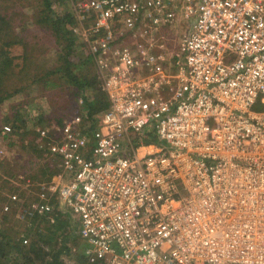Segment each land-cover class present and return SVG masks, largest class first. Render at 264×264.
<instances>
[{"label": "built area", "instance_id": "2783aa9c", "mask_svg": "<svg viewBox=\"0 0 264 264\" xmlns=\"http://www.w3.org/2000/svg\"><path fill=\"white\" fill-rule=\"evenodd\" d=\"M74 12L109 107L93 114L81 93L69 119L38 126L59 172L12 179L4 211L53 222L68 210L82 264H264V0H77ZM176 20L178 53L155 52Z\"/></svg>", "mask_w": 264, "mask_h": 264}, {"label": "rangeland", "instance_id": "374dc122", "mask_svg": "<svg viewBox=\"0 0 264 264\" xmlns=\"http://www.w3.org/2000/svg\"><path fill=\"white\" fill-rule=\"evenodd\" d=\"M76 1L77 0H51L52 14L54 16L61 17H67L69 13L74 15L76 24L72 26L71 36L72 38H74L75 46L72 51V56L70 57V67H73L72 71L74 73L76 72L80 74H87V76L89 77L96 76L99 85H101L100 87H102L100 74L97 70L94 60L89 54L88 44L86 40L79 34V31H81V28H83V26L78 24L76 13L74 12V3H76ZM40 2L41 0H0V10L5 15V17L8 18L7 20L12 23V29L14 30L13 33H16L20 37L26 34L30 35L28 39L31 41V45H29V47L30 49L31 47H34L32 55L35 58L34 61L36 62V64L40 66L41 69H46L49 71L53 70L54 74V71H57L56 69H58L62 65H65L63 55H65L66 53V48L64 46V41L58 40L51 28L46 27L45 24L36 23L34 21L35 18H38L39 15L43 13V6ZM186 23V20H176L169 22L165 26H162V28L155 35L156 42L159 44L158 48L154 49L155 52H166L160 47V45L163 44L172 50L170 51L171 53H178L182 32H186L188 30V26H186ZM182 25H184V27H182ZM43 37L44 42L41 41V38ZM6 41L8 40H0V53H2L3 51H7L9 57H15L13 59V65H18L14 67L9 80L5 83L7 87L15 88L21 85L23 83L22 81H24V73L18 72L19 70H22L23 67H27V46L24 43L20 42H15L7 45L4 43ZM172 71L176 73L177 68L173 67ZM64 74L65 72H60L52 75V78L56 81H58L57 79L62 75L63 79L61 80V82L59 81L61 83L59 87L49 88L47 91H45L47 95H38V91H32L33 96H38L34 100H32V102L29 101V103L26 104V107H28L26 108L28 109V112L24 113L25 120L27 119L25 127L26 131H29L30 129L37 131L38 126L52 127L55 121H59L60 119L62 122L65 118L69 119V117L73 115L78 99H75L74 103L71 102L70 95L68 94H70V88L72 89L75 87L69 82H66L67 78ZM86 85L88 86L90 84ZM86 92L88 93V95H90L91 90L82 91V93ZM24 100L25 97L23 93L19 92L0 105V127L4 124L11 123V117L13 118V116L11 115L13 113L14 107ZM253 110H264V105L261 103V99H258L256 104L253 105ZM102 112L100 113L98 118H96L98 125L101 124V120L103 117ZM39 119H43L44 122L41 123ZM32 120L35 121L33 122ZM37 120H39L40 123L37 122ZM3 135L4 134L0 133V150H4L3 155H1L3 156V158L0 157V160H7V166H9L10 170L17 174V177L9 176L4 172V176L0 178V190L2 191L1 197H3L2 200H4L3 202H0V222H2L3 217H5L6 215V212L4 211V205L9 201L8 195L18 190L17 186L12 182V179H18V176L25 178L27 176L23 174V172H28V174L31 173L32 175H37L38 181H35L36 184L43 183L48 180L46 178L50 177V173L46 171L45 175L43 176L41 173V168H47V170L49 171L54 167L53 160L49 159L50 157H43L41 159H38L39 161L36 163L34 162L36 161V159L30 160L31 158L28 152L19 147L9 146V142L4 139ZM53 177L54 176H51L50 178L53 179ZM25 197L26 194L24 198ZM56 206L57 209L55 211H58L60 209H62V212L66 211L64 208L58 206V204ZM11 217L12 219L9 225L14 224V228L18 231L28 232V230H31L29 229V226H26L25 224L20 222L19 224L15 222L16 218L14 216L11 215ZM53 217L55 220L53 221L54 223H52L51 226H54L56 224V215H53ZM72 221H74V227H72L74 235L73 240L68 244L71 249L66 251L61 258L63 264H82L84 244L83 240L79 236L75 235L77 227L75 218H73ZM48 223L49 222H45V224ZM33 228L38 229V232H42L45 228L44 223L39 224L38 222L37 225ZM62 228L65 229V225H63ZM67 230L68 229H66L65 231L67 232ZM32 233L33 230L29 232V235H25L24 237V239H29L27 240L28 243L30 242Z\"/></svg>", "mask_w": 264, "mask_h": 264}, {"label": "trees", "instance_id": "16d2710c", "mask_svg": "<svg viewBox=\"0 0 264 264\" xmlns=\"http://www.w3.org/2000/svg\"><path fill=\"white\" fill-rule=\"evenodd\" d=\"M40 3L43 6V13H41L38 18H35L34 21L36 23L45 24L46 27L52 29L58 40L64 41V46L66 48V53L63 55L65 65L56 69L57 71H54V74L65 72L64 75L67 78L66 82H69L75 87L72 89L70 88V94H68L70 95L71 102L74 103L75 99H78L82 91L91 90L89 97H86V103L89 106L91 113H99L100 111L108 108V95L102 87H100L101 85H99L96 76L89 77L87 74L74 73L72 71L73 67H70V57L72 56V51L75 46L74 38L71 36L72 26L76 24L74 15L69 13L67 17L54 16L52 14L51 0H41ZM7 19L8 18H6L0 10V40H8L4 42L7 45L15 42L24 43L27 46L26 59L28 63L27 67H23L22 70H19L18 72L24 73L23 83L15 88L7 87L5 82L9 80L14 67L18 64L13 65V59L15 57H9L7 51L0 53V56L2 55L0 57V105L19 92H22L25 97L23 102L18 103V105L14 107L13 113L11 112V116H13V118L10 116L11 123L7 124L12 125V131L4 134L3 126H1L0 133L4 134L3 137L7 140V142H9V146L22 148L29 153L31 158L30 160L36 159V161H34L35 163L39 161L38 159L50 157L49 159L53 160V169L48 171L47 168L43 167L41 168V173L44 176L47 171L50 173V177L55 176L59 172L56 163L58 160L49 152L40 149L37 146V131H34L33 129H30L29 131L25 130L27 119L25 120L24 113L28 112L26 104H28L29 101L32 102V100H34L38 95H47L45 91L49 88L59 87L61 84L60 82L63 79V75L57 79L58 81H56L52 78V75H54L53 70L49 71L41 69L34 61L35 58L32 55L34 47H31V49L29 47V45H31V41L28 39L30 35L26 34L20 37L16 33H13V25ZM41 41L44 42V37L41 38ZM86 84L90 85L87 86ZM33 90L38 91V95L33 96ZM39 120L41 123L44 122L43 119ZM39 120H37V122H39ZM32 121L34 122L35 120ZM55 122L60 123L61 120L59 119V121ZM151 141L152 140L148 139L147 143ZM7 162L8 161L4 159L0 160V178L4 176V172L9 176L17 177V174H15L12 170H10V167L7 166ZM23 174L27 176L25 178H31L34 182L38 181L37 175H32L31 173L28 174V172H23ZM50 177L46 178L48 179L47 181L52 179ZM32 189L37 190V187H32ZM1 194L2 191L0 190V202H3L4 200H2L3 197H1ZM21 194L22 198L26 199L24 200L25 203L30 202L34 198L33 193H29L27 191H22ZM25 194L26 198H24ZM60 210H58L59 212L55 211L53 214L56 215L57 218L54 226H51L54 222L49 219L50 217L40 213H37L29 221L23 222L17 219L16 208L12 211L6 212L5 217H3L2 222H0V264H63L61 257L66 251L71 249L68 244L73 240L74 234L72 227H74V221H72L73 216L68 210L64 212H62V209ZM11 215L16 218L15 222L18 224L19 222L23 223L26 226H29V229L33 230L29 243L27 241L29 239H24V237L25 235H29L31 230L26 229L28 232H20L14 228V224L9 225L12 219ZM38 222L39 224L44 223L45 228L42 232H38V229L33 228ZM45 222L49 223L45 224ZM63 225H65V229L62 228ZM66 229H68L67 232L65 231ZM75 235L77 234L75 233Z\"/></svg>", "mask_w": 264, "mask_h": 264}, {"label": "crops", "instance_id": "0c3cea01", "mask_svg": "<svg viewBox=\"0 0 264 264\" xmlns=\"http://www.w3.org/2000/svg\"><path fill=\"white\" fill-rule=\"evenodd\" d=\"M161 45H163V44H161ZM163 47L166 49L167 53L171 54V52H170V51H172L171 49H169L166 45H163Z\"/></svg>", "mask_w": 264, "mask_h": 264}]
</instances>
